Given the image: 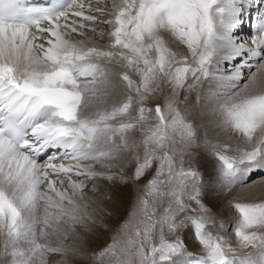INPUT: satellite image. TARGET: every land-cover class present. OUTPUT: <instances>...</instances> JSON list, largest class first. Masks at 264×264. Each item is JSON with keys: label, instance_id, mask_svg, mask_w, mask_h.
<instances>
[{"label": "snow or ice", "instance_id": "obj_1", "mask_svg": "<svg viewBox=\"0 0 264 264\" xmlns=\"http://www.w3.org/2000/svg\"><path fill=\"white\" fill-rule=\"evenodd\" d=\"M0 264H264V0H0Z\"/></svg>", "mask_w": 264, "mask_h": 264}]
</instances>
